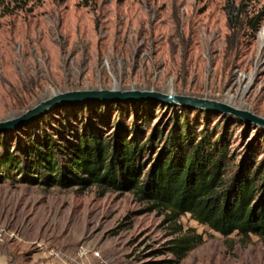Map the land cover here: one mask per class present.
I'll use <instances>...</instances> for the list:
<instances>
[{
	"label": "rangeland",
	"instance_id": "374dc122",
	"mask_svg": "<svg viewBox=\"0 0 264 264\" xmlns=\"http://www.w3.org/2000/svg\"><path fill=\"white\" fill-rule=\"evenodd\" d=\"M263 10L264 0H5L0 121L62 93L106 89L230 101L264 117V16L256 22ZM137 101L144 100L58 104L0 131V155L7 146L17 154L44 132L63 141L86 126L110 132L120 116L144 123L149 115L150 133L185 111L198 134L208 130L229 144L235 164L249 156L264 168L263 126L162 102L151 111ZM3 175L0 264H264V237L223 235L190 214L148 210L132 191ZM184 237L190 247L179 257L173 247Z\"/></svg>",
	"mask_w": 264,
	"mask_h": 264
},
{
	"label": "trees",
	"instance_id": "16d2710c",
	"mask_svg": "<svg viewBox=\"0 0 264 264\" xmlns=\"http://www.w3.org/2000/svg\"><path fill=\"white\" fill-rule=\"evenodd\" d=\"M4 2L0 0V6ZM263 16L264 10L256 22ZM134 104L152 111L161 102ZM142 117L144 123L120 116L110 132L86 126L75 133L74 141L44 132L39 142L17 154L3 147L0 177L15 172L25 181L47 187L84 190L97 185L103 190L132 191L148 202V210L159 208L177 217L190 214L223 235L264 237L262 164L256 165L249 156L235 164L229 144L214 139L208 130L198 134L185 111L164 126L158 123L150 133L145 130L150 116ZM189 247L184 237L173 250L182 257Z\"/></svg>",
	"mask_w": 264,
	"mask_h": 264
},
{
	"label": "water",
	"instance_id": "95a60500",
	"mask_svg": "<svg viewBox=\"0 0 264 264\" xmlns=\"http://www.w3.org/2000/svg\"><path fill=\"white\" fill-rule=\"evenodd\" d=\"M251 83V82H250ZM155 100L162 103L188 106L203 110H212L220 113H228L235 117L245 119L249 123L264 127V117L248 109H243L211 98L198 97L192 95L177 94L174 92H162L156 90H98V91H74L59 94L53 98L42 101L38 105L29 109L22 115L0 121V131L10 130L22 125L39 115L43 114L52 107L78 100Z\"/></svg>",
	"mask_w": 264,
	"mask_h": 264
},
{
	"label": "bare ground",
	"instance_id": "6f19581e",
	"mask_svg": "<svg viewBox=\"0 0 264 264\" xmlns=\"http://www.w3.org/2000/svg\"><path fill=\"white\" fill-rule=\"evenodd\" d=\"M263 37H264V33H263ZM114 88H118V87H114ZM170 92H173V91H170ZM226 103H229L230 104V101H227Z\"/></svg>",
	"mask_w": 264,
	"mask_h": 264
},
{
	"label": "built area",
	"instance_id": "2783aa9c",
	"mask_svg": "<svg viewBox=\"0 0 264 264\" xmlns=\"http://www.w3.org/2000/svg\"><path fill=\"white\" fill-rule=\"evenodd\" d=\"M97 255H99V253H97Z\"/></svg>",
	"mask_w": 264,
	"mask_h": 264
}]
</instances>
